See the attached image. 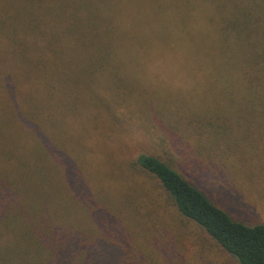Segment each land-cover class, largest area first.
<instances>
[{
  "label": "trees",
  "instance_id": "obj_1",
  "mask_svg": "<svg viewBox=\"0 0 264 264\" xmlns=\"http://www.w3.org/2000/svg\"><path fill=\"white\" fill-rule=\"evenodd\" d=\"M168 52L212 70L205 90L243 133H264V0H0V264H184L162 213L236 264H264V223L234 220L202 186L217 112L197 116L201 143L162 125L165 151L108 157L95 174L68 139L78 123L93 140L126 120L112 109L132 84L115 71ZM69 92L61 138L53 121ZM76 209L89 227L64 220Z\"/></svg>",
  "mask_w": 264,
  "mask_h": 264
},
{
  "label": "rangeland",
  "instance_id": "obj_2",
  "mask_svg": "<svg viewBox=\"0 0 264 264\" xmlns=\"http://www.w3.org/2000/svg\"><path fill=\"white\" fill-rule=\"evenodd\" d=\"M206 56L207 53L204 54V59ZM207 71L196 67L190 57L183 53L175 55L172 52L165 53L151 62L147 61L145 66L117 70L116 80L118 78L121 82L132 85L131 90L127 91L126 101L116 103L117 107L114 109L116 113L113 109L112 112L118 117L126 116L127 119L117 126L116 123L113 124L110 131L101 129V135L94 133L93 140L88 139L83 125L78 123L74 137L68 139L75 143L76 153H81L79 149H82L80 155L88 156V161H91L88 165L95 174L99 165H104L108 157L123 161L143 152L151 153L157 149H164V145L160 144L166 143L162 134L165 127L162 125L178 128L194 144L200 142V135L205 131L196 128L197 116L211 113L209 110L215 111L218 116L208 131L211 132L210 141L216 145L205 143L209 152L202 150L212 157L206 165L207 170L201 176L204 191L211 201L221 206L234 220L248 225L264 223V133L255 127L248 128V125H245L246 133L250 134L243 133V123L236 119L233 111L228 108L229 104L224 100L217 101L205 90L210 83L209 79L213 78L212 70ZM96 84L99 86L98 90L102 91L103 81ZM72 101V92H69L66 95L62 94L56 104L60 109L59 121L55 118L53 124L58 132H61V138L66 137V131L63 130L65 128L63 111H66ZM150 104L153 110L148 109ZM103 119L108 123L111 117L103 116ZM88 124L86 115L84 125ZM217 126L221 129L215 130ZM227 126L228 131L225 130ZM174 127L171 129H176ZM213 132L217 134L212 135ZM96 141L99 143L98 148L94 146ZM218 142L226 144L217 146ZM166 146L167 143L165 148ZM94 148H97L96 158L91 154ZM93 157L100 163L93 160ZM214 162L219 166H215ZM56 172L55 174H58V168ZM76 210L71 218L64 220L77 221L78 226L89 227V223L85 221L84 210ZM157 220L162 225L161 229L163 228L166 235L173 240L172 251L183 257L184 264H236L234 259L219 250L205 235L201 239V236L196 235V228L190 225L183 226L173 214L162 213ZM168 222L171 224L169 227L166 226ZM175 264L180 263L177 261Z\"/></svg>",
  "mask_w": 264,
  "mask_h": 264
}]
</instances>
